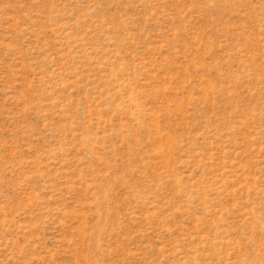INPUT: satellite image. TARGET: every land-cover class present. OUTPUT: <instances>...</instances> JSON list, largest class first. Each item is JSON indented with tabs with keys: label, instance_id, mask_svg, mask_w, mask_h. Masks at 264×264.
Wrapping results in <instances>:
<instances>
[{
	"label": "rangeland",
	"instance_id": "1",
	"mask_svg": "<svg viewBox=\"0 0 264 264\" xmlns=\"http://www.w3.org/2000/svg\"><path fill=\"white\" fill-rule=\"evenodd\" d=\"M0 264H264V0H0Z\"/></svg>",
	"mask_w": 264,
	"mask_h": 264
}]
</instances>
